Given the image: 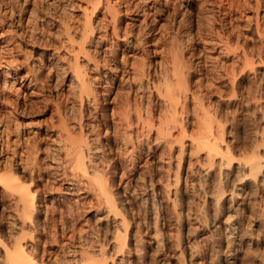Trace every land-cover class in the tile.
<instances>
[{
    "label": "rangeland",
    "instance_id": "rangeland-1",
    "mask_svg": "<svg viewBox=\"0 0 264 264\" xmlns=\"http://www.w3.org/2000/svg\"><path fill=\"white\" fill-rule=\"evenodd\" d=\"M86 4L87 0H0V167L2 168H0L2 170L0 172L2 174L5 168V171H7L11 166L10 164L13 165V162L17 160V150L20 151L25 142L29 143V145H34L35 141L37 143L39 139V145L43 149L45 148L43 153L38 152L36 154V157L42 159L41 162L43 163L40 162L41 173L45 176L51 171L47 164L51 163L50 160H53L52 156H54L46 158L45 153L50 151L52 153L53 150L51 149L57 143L52 139L54 136L49 135L51 132L67 133L74 142H79L86 138L79 128L84 123L83 130L90 129L93 123L91 113L93 105L91 102L87 104L88 106L85 105L88 111H86V116L82 117V122L80 118L82 114L80 113L79 87L76 82L73 81V83L70 79L74 71L72 64L75 56H78L77 60L82 64L81 67L87 68L88 64L83 59L84 54H88L91 57L103 56L100 49L102 42H97L96 37L103 35V23L106 20L104 19L105 17L103 18L104 12H106L103 9L104 7L98 6L101 8L100 10L98 7L93 10L90 8L91 4H88L87 7ZM115 5L120 14H118L120 23L122 26L128 24L126 28L131 30L132 35H135L133 40H138V42L135 41L138 44L127 52L126 55H129L127 57L128 64L125 65L124 61L117 62L118 68H112L113 70L109 74L107 73L108 76L106 75L107 79L103 76L99 77L94 70L86 69V77L90 78H88L89 81L87 82L101 92L102 90L104 91L101 93V98L110 100L109 102L102 100L105 101L104 104L107 102L105 105H108V108L115 106L118 112H122L127 108V99H132V95H130L128 90L130 80L126 78L124 67L127 69L131 65L140 66V64L142 65L147 60L152 59L157 62L163 60L162 62L165 61L164 64L167 65L169 63L168 65H172L175 62L174 59L187 61L191 58L194 62L196 60L199 68L197 79H201L197 83V86L200 84V87L196 88L197 95L203 98L201 97L203 96L201 92L207 93L205 90H209V85H211V88H218H214V90L217 89L216 91L213 90L214 92L210 91V89L208 91L209 94L204 93L202 101L206 104V109L211 115L215 119L218 118L217 121L222 126V128L219 127V130L221 129L222 133L217 129L216 122V125L214 123V128L216 127L217 131L215 129L214 131L215 133L223 134V143L227 141L229 149L235 157V165L237 158L243 161L244 158L253 154L263 156L264 55L257 54L262 57L263 61L257 62L255 65L250 82L242 77L236 83L237 90L235 89L234 95L230 97V94H232L229 92L230 83L229 81L226 82V78H221L219 80L221 83L218 80L214 81V77L211 81V59L216 55L217 49L210 47L211 41L209 40L219 29L221 20H224L225 25H228V21H231L236 27L235 41H238L239 47L242 46V41L246 39L248 45L252 46L255 51L260 50V47L263 48L264 0H259V3L256 0H239L238 3H235L236 10L229 11L228 15L223 14L227 10L226 0H127L126 2L119 0ZM85 7L86 10L84 9ZM87 19L90 20L91 24L100 22L101 25H99L102 27L101 29L96 27L98 31L94 29L95 32L93 31L91 37L90 35L88 36V40L87 38H81L86 41L83 42L79 39L81 37L80 32L84 30L82 27L83 25L85 27ZM255 20L258 23V34L255 29L249 31L250 26H254ZM62 23H67L71 30L75 32V35L78 36L74 44L75 47H71L67 40H63L66 35L62 29ZM249 23L250 25H248ZM208 26H211V30H208ZM95 39L97 43H95ZM139 40L143 41L140 42ZM81 42L82 44L84 43L82 49L80 48L82 46ZM105 42L108 43L107 41ZM122 45V42H120V45L115 48L119 59L123 48L119 49L118 47H123ZM179 56L182 59H179ZM229 58L230 56L227 58L228 63L230 62ZM129 62L132 64L130 65ZM120 64L124 65L120 66ZM120 71H122V74ZM96 75L98 76L95 77ZM110 78H114V80H111L112 85H109ZM213 81L216 86L212 84L214 83ZM110 86L113 88H110ZM107 88H110L111 91H108ZM218 90L221 91L219 92ZM219 93L222 96L218 99ZM113 96L114 98L112 99ZM227 96L230 98L228 99ZM151 98L155 99L156 97L153 96ZM227 99L229 102H227ZM87 112L90 113L88 114ZM213 113L217 114L214 115ZM182 116L184 114H181ZM186 130L194 136L201 132L199 131L201 129L197 128L196 124L191 121L190 125H187ZM20 135H22V143L21 138L20 142L17 140ZM156 142L153 145H156ZM160 147L166 150V147L164 148L162 145H159L155 150L156 156L160 155L158 158L161 160L160 162L159 159L157 161L156 167L158 165L159 167L155 168V173L157 177H162L164 181V178L165 180L167 179V172L165 171L168 170L167 155L165 153L167 154L169 149L167 147L168 150L164 151L163 154H158L161 150ZM124 148V143L118 142L116 144L119 165L117 167L118 172L114 175L117 181L114 180L115 177L113 180L114 186L119 180L120 184H122L119 185L121 187L119 193H117L118 195L115 194L117 197L116 203L125 206L124 214L127 224H129V227H126L131 230V235H136L135 237L138 240H136L137 246L134 249H130L129 252L126 251L125 244L121 248L122 251L120 248H114L115 251L106 258L105 262L107 264H159V255L164 251L167 252L169 264H236V217L241 219L242 229L247 233V237L251 236L250 238H252L251 248L249 249H253V252H251L253 256L251 254L248 256L254 259V263L251 260L250 264H264V189L262 192L255 191L256 198H254L255 196L252 193L254 199L251 195L250 199L248 198L249 201L245 200V204L248 203L246 206L244 204L243 214L242 212H238L239 215L236 214V197L233 201L226 200L230 195L231 185L224 184L221 181L223 186V193H221L224 194L221 200L223 202L221 200L219 203L212 201L216 194L218 179L212 176V179L209 176L205 177L201 173L200 169L207 167V164L202 156L196 157V154L194 155L193 153L190 156V160L194 165L190 164L186 167L187 165L185 164V167L188 168L186 185L188 184V191H190V194L188 193L187 206L184 210L185 215H183L185 217L175 215L171 201L167 200L166 193H162V207L156 212L164 215V219L160 220L159 223L163 222V230L167 238L165 239V244L163 240L162 247L159 246L160 248L154 249L149 243L151 240L150 236H154L160 243V239L163 238L164 234L154 233V229L148 233L146 227L151 220L149 219L147 205L142 199L141 187L139 186L141 181L154 172L149 163L150 155L146 151V147H144L140 154L134 156L135 158L130 157ZM240 159L238 160L240 161ZM173 160H176V158ZM103 164L104 169H106L107 165L109 169L111 168L109 162H103ZM2 166H5V168ZM106 172L108 175H104L108 185H112V169L106 170ZM173 173L174 171L171 168L170 177H173ZM51 180L52 178L49 177L48 188H46L42 197L48 203L46 214L49 217L53 214L58 218L60 212H62L60 214L63 217L61 221L67 220L66 223L70 227L76 224L85 227L91 221H94L93 226H101V232L106 234L108 241L112 245L117 243V233H119L117 229L120 230V233L124 232L123 228L117 224L118 216L120 217L123 214H118V216L110 214L107 217V213L102 210L107 204L102 198L97 199L91 192L90 200L85 202L80 209L71 200L66 199L67 195L65 193L59 192L58 189L63 186L65 181L63 183L62 180H52L53 182ZM127 180L136 188L134 192L132 188L131 190H125L122 182ZM173 184L174 182L169 184L170 189L174 188ZM1 185L0 221L2 223H0L6 226L14 225L12 223L15 222L17 217V207L13 199L5 191L2 193ZM164 192H166V189ZM119 195L120 197H118ZM51 197L54 198L52 199ZM152 215L155 216L156 214L153 212ZM61 216H59V223L61 222ZM246 219H250V222ZM182 221L185 225H182ZM46 224L49 227L48 232L42 230L43 232L39 231L38 234L33 233L35 235L33 241L36 246V249L33 250L35 252L38 250L36 254L39 257L42 256L43 264H96L88 261L92 260V258L99 259L98 256L95 257L91 253L96 247L95 234L97 230L94 227L92 228L93 232L88 231L87 234L84 231L85 233H80L81 238L69 240L58 234H53L51 221H47ZM61 224H58L59 228ZM151 224H154V221ZM183 242L187 243L188 251L182 253L181 256L179 255V249ZM245 247H242L241 255L246 251L244 250L246 249ZM75 248L78 249V252L74 254L72 250ZM82 257L85 258L83 259Z\"/></svg>",
    "mask_w": 264,
    "mask_h": 264
},
{
    "label": "bare ground",
    "instance_id": "bare-ground-1",
    "mask_svg": "<svg viewBox=\"0 0 264 264\" xmlns=\"http://www.w3.org/2000/svg\"><path fill=\"white\" fill-rule=\"evenodd\" d=\"M115 1L117 2L119 0H87L86 7L88 6V4H91L90 8L93 10H95L98 6L104 7L103 9L106 10V12L102 10L105 13L104 16H102L103 18L105 17L104 19H106L103 23V35L97 36L98 38L96 37L97 42H102L100 49L102 50L103 56L91 57L88 54L83 53L84 58H82L88 64L87 68L81 67L82 64L77 60L78 56H75L74 62L72 64L73 67L71 66L74 70L72 75L70 76V79L72 80L71 82L74 81L76 82V84H78L80 92L78 93L81 106L80 113L82 114L80 116L81 121L82 117L86 116V111H88L85 105L90 102L93 105L91 112L93 123L90 129L83 130L85 125L84 123L82 125L83 127L80 125L79 128L81 132L86 136V138L79 142H74L67 133L63 134L59 132L55 133V131L51 132L49 135L54 136V138L52 139L57 143L54 145L55 147L52 146L54 148L51 149L53 150L52 153H50L51 151L45 153L46 158L54 155L52 156L53 160H50L51 163L47 164L51 171L50 173L48 172L49 174L47 173V175L45 176H43L41 173L42 169L40 164L43 163L41 162L42 159L36 157V154H38V152L43 153V151L45 150V148L43 149L42 146L39 145V139L37 140V143L35 141L34 145H29V143L25 142V145L22 146L23 148L20 151L17 150V160L13 162V165L10 164L11 166L7 171H5V166H2L3 168H5L3 170V174L0 172V184H2V193L5 191L7 195H9L13 199L18 213L17 217L15 218V222L13 221L14 223H12L14 225L10 224L11 226H6L1 224L2 222L0 221V264H43V260L41 259L42 256L39 257V255L36 254L38 250H36V252L34 251L36 249V246L33 241V237H35L33 233L38 234V232L42 230L48 232L49 227L46 224L47 221H51V224L53 225L52 231L54 235L58 234L69 240L81 238V232L85 231L87 232V234L88 231L93 232L92 228L94 227V221H91L89 225L85 227L77 224L70 227L66 223L67 220L63 222L61 221L63 217L60 214H62V212H60L59 214V216H61L60 223L58 222L59 216L57 218L56 216L51 214V216L49 217L46 214L48 203L43 200L42 197L44 196L43 193L46 191V188H48L47 186L49 184L47 183L49 182V177L54 181H65V183L63 182L64 184L62 183L63 186L58 189L59 192L65 193L67 195V198H65L67 200H71L80 209L85 202L90 200L91 192V194H94L97 199L102 198L107 204L102 209L107 213V217L110 214L114 216L123 214L120 217L118 216L119 220L117 224L118 226L123 228L124 232L120 233V230L117 229L119 233H117L118 241H116V244L112 245L108 241L106 234L101 232V226L94 227V229L97 230L95 234L96 247L91 251V253H93V256L95 255V257L98 256L99 259L96 260L91 257L93 261L87 259L88 261L94 262L96 264H105L108 255L110 253L112 254L115 251L114 248L121 249L125 244L126 251L129 252L130 249H134L137 246L136 240H138V238L135 237V234L131 235V230L128 229L129 224H127L126 216L124 214L126 208L123 204L116 203V195H118L117 193H119L121 187L119 185H122L120 184L119 180V182L114 186V180H116V177L114 175L118 172L117 167L119 165V161H117L118 150H116V144L118 142L124 143V150L127 155H130V157H134L136 154H140L144 147H146V151L150 155L149 163L154 172H152L149 177L141 181L139 186L141 187L140 192L142 195V199L147 205L149 219L151 220V222L154 221V224H151V222L148 223L146 227L148 233L154 229V233H159L161 235L164 234L163 238L160 239V243L156 238H154V236H150L151 240L149 241V243L151 244V246H153L154 249L162 247L163 240L165 244V239L167 238L165 236L166 233H164L163 230V222L161 224L159 223L160 220L162 221L164 219V215L162 213L159 214L156 212V210L162 207V195L166 193L167 200L171 201L176 216L185 215L184 210L187 206L188 195L190 194V191H188L187 187L188 184L186 185L188 178V168L186 167H188V165L190 164H193L190 160L191 155L196 154V157L202 156L204 162H206L207 167H203L200 169L201 173H203L205 177L209 176L211 178L212 176L218 179L217 182L219 183L216 186V194L212 198V201H214L215 203H219L221 198L223 199L222 196L224 194H222L223 186L221 185V181L224 182V184L231 185L230 195L226 200L233 201L236 197V214H238V212H242L243 214L245 209V200L247 199V201H249L248 198L250 199L252 193L255 196L254 198H256L255 191L262 192L264 189V155L258 156V154H253L252 156L244 158L243 161H241L242 159L237 158L235 165V157L230 151V147L227 141L223 143V134L221 135L222 130H219V127L222 128V126L220 125L219 121H217L218 118L215 119L213 115H211V113L206 109V104L204 103V101H202L204 99V93L206 92H201L203 94V96L201 97L203 98H200L197 95V89L200 87V84H198L197 86V83H199L198 81H200L201 79H197L199 68L197 67L196 60L194 62L191 60V58L190 60L188 59L189 61H185L184 59V61L174 59L175 62H173L172 65H168L169 63L166 65L164 64L165 61L162 62L163 60L157 62L153 59L149 61L145 59L147 60V62L143 63L142 65L140 64V66H132V63L129 62L131 66L127 69H125L124 67L127 76L126 78L130 80L128 90L130 91V95H132V99H127V108L122 112H118L115 106H111L110 108H108V105H105L110 100H108V98H101V93L104 91L102 90L101 92L96 87H93V85L87 82L90 78L88 77V79L86 77V69H91L92 71L94 70V72H96L99 77L103 76L105 79H107V73L109 74V72L113 70L112 68L117 67V62L124 61L125 65L128 64L127 57H129V55L126 54L138 44H136L138 40H135L136 42L133 40L135 35H132L131 30L126 28L128 24L126 26H122V24L120 23V14L116 9ZM124 1L126 2L127 0ZM238 1L239 0H226L227 10L223 14L228 15L229 11L236 10L235 3H238ZM256 1L259 3V0ZM256 5L258 6L257 3ZM86 7L84 8L85 10ZM100 7H98L99 10L101 9ZM87 20L88 21H86L85 27L84 25L82 27L84 28V30L80 32L81 37L79 39L87 38L88 40V36L90 35L91 37V34H93V31L94 29H96V27L99 29H101L102 27L100 26V22L91 24L90 20ZM220 22L221 23H219V29H217L215 35H213L209 40L211 41L210 47L217 49L216 55L211 59V81L213 77L214 81H219L221 78H226V82L229 81L230 83L229 92L232 94H229L231 97L234 95L236 83L238 80L244 77L245 80H248V82H250V80L252 79L255 65L257 64V62L263 61L262 57H259V55L257 54L264 55V47H260V50L255 51L252 46L250 47L248 45L246 39L242 41L243 44L241 47H239L240 45L238 44V41H235V25H233L231 21H228V25H225L226 23L224 22V20H221ZM248 25H250V23ZM61 26L66 35V38L63 40H67L70 43L71 47H75L74 44L76 43V37L78 36L75 35V32L71 30V27L67 23H62ZM251 27L252 26H250L249 31H251V29H255L256 33L258 34L259 31L257 20H255L254 26L252 28ZM208 30H211V26H208ZM96 31L98 30L96 29ZM96 39L95 43H97ZM140 39L142 38L140 37ZM80 41L83 40L81 39ZM105 41H107L108 43H106ZM139 41L141 42L143 40ZM120 42H122L123 47L118 48L123 49H121V56L119 59L115 48L120 45ZM91 43L89 42L90 45ZM80 44H82V42ZM83 44L80 47L81 49L83 47ZM180 56L179 59L181 58ZM229 56L230 62L228 63L227 58ZM123 65L120 64V66ZM120 72L122 74V71ZM98 75H96L95 77H97ZM112 79L114 80V78ZM112 79L110 78L109 85H112ZM219 83L221 82L219 81ZM212 84L216 86L215 82ZM110 88L113 87L110 86ZM110 88H107L108 91H111ZM214 88H211V85H209V90L211 89L210 91H213ZM209 90L207 89L205 91H207L208 93ZM218 91L220 92L221 90ZM222 94H220L218 99L222 96ZM153 96H155L156 98H151ZM223 96L225 97L224 94ZM230 97H228V99ZM113 98L114 96L112 97V99ZM228 99L227 102H229ZM102 100H105L107 102L104 104L105 101ZM87 113L89 114L90 112ZM181 114H184V116L181 117ZM213 114L215 115L217 113ZM190 121L194 122V124H196V127L201 129L199 130L201 132L196 136L188 133L186 130L187 125H190ZM215 122L217 123V125ZM214 123L217 129L221 132L220 134L215 133L214 129L216 130V127L214 128ZM21 136L22 135H20V137L17 139L19 140V142ZM22 142L23 140L21 138V143ZM155 142L157 143V146L153 145ZM159 145H162V147L164 148L166 147V150L169 149L167 154L165 153V155H167L168 170L165 171L167 172V179L165 180L164 178V181L162 180V177H157V174L155 173V168L157 169L159 167V165L157 167L156 165L158 164L157 161L159 159L158 157L160 156H156L155 150L157 147H159ZM166 150L161 148L158 154H163ZM262 151L264 154V147L262 148ZM201 152L202 154H200ZM33 154H35V156H33ZM174 158H176V160H173ZM238 159H240V161ZM160 161L161 160L159 159V162ZM103 162H109L111 168L109 169V166H106L105 164L106 169H104ZM185 164L187 165L186 167ZM171 168L174 171V173L172 174L173 177H170ZM111 169L112 185H108L107 179L104 174L108 175L106 170L108 171ZM172 182H174V188L170 189L169 184ZM122 183H124L123 185L125 190H131L132 188V191L134 192V190L136 189L133 185H131L129 180ZM140 187H138V189H140ZM165 189L166 192H164ZM118 197H120V195ZM153 212L156 214L155 216L152 215ZM42 215L43 217L41 218ZM151 215L154 217H152ZM58 224H61L60 228ZM182 225H185L184 222L182 223ZM244 232L245 231H243L242 229L241 219L236 217V264H250V262L254 260L251 259V256H248L251 254V252H253V249H249L251 248L250 244L252 238H250L251 236L247 237V233ZM243 246H246V249H244L246 251H244L241 255V249ZM187 247V243L183 242L182 245H180L179 255L188 251ZM76 252H78V249L75 248L72 250V253L75 254ZM251 255L253 256V253ZM167 256V252H162L158 258L159 264H169ZM252 263H254V261Z\"/></svg>",
    "mask_w": 264,
    "mask_h": 264
}]
</instances>
